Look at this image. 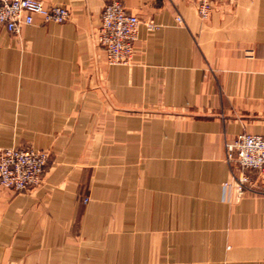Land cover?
<instances>
[{"label":"crops","instance_id":"0c3cea01","mask_svg":"<svg viewBox=\"0 0 264 264\" xmlns=\"http://www.w3.org/2000/svg\"><path fill=\"white\" fill-rule=\"evenodd\" d=\"M43 1L70 18L0 29V148L50 152L0 186V264H264V179L225 185L226 142L264 132V0H120L129 64L97 41L112 0Z\"/></svg>","mask_w":264,"mask_h":264},{"label":"built area","instance_id":"2783aa9c","mask_svg":"<svg viewBox=\"0 0 264 264\" xmlns=\"http://www.w3.org/2000/svg\"><path fill=\"white\" fill-rule=\"evenodd\" d=\"M215 1L196 0L202 19L209 18ZM70 16L68 6L48 5L43 0H0V29L12 34H19L25 25L37 21L63 23ZM140 24L139 16L129 12L120 0L104 5L97 41L104 47L109 63L129 64L133 61ZM147 27L155 30L159 25L150 21ZM49 156L47 150L27 145L0 148V186L16 192L40 186ZM225 157L232 172L225 185L235 187L240 194L254 188L258 179H264V132L237 134L226 142ZM251 170L258 172L257 178L251 175Z\"/></svg>","mask_w":264,"mask_h":264},{"label":"rangeland","instance_id":"374dc122","mask_svg":"<svg viewBox=\"0 0 264 264\" xmlns=\"http://www.w3.org/2000/svg\"><path fill=\"white\" fill-rule=\"evenodd\" d=\"M27 146H31V145H27ZM48 151V150H47ZM49 152V151H48ZM49 154H50V152H49Z\"/></svg>","mask_w":264,"mask_h":264}]
</instances>
